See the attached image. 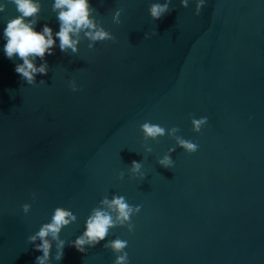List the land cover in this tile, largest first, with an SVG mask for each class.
<instances>
[{
  "label": "water",
  "instance_id": "95a60500",
  "mask_svg": "<svg viewBox=\"0 0 264 264\" xmlns=\"http://www.w3.org/2000/svg\"><path fill=\"white\" fill-rule=\"evenodd\" d=\"M90 2L117 43L89 49L81 34L72 54L57 40L35 85L3 51L16 7L0 13V264H36L42 252L28 237L58 206L77 221L61 231L62 259L53 242L48 264H114L103 244L116 238L128 241V264H264V0H205L199 15L195 0L187 8L171 0L156 21L148 9L157 0ZM40 3L36 30L48 24L55 35L54 0ZM117 9L120 24L111 19ZM73 79L79 91L68 86ZM190 114L208 118L201 132ZM146 120L179 127L198 150L187 153L167 135L145 142ZM169 148L174 166L164 168L158 160ZM133 160L143 179L131 176ZM113 194L140 206L134 232L115 227L78 252L70 243Z\"/></svg>",
  "mask_w": 264,
  "mask_h": 264
},
{
  "label": "clouds",
  "instance_id": "9594fccd",
  "mask_svg": "<svg viewBox=\"0 0 264 264\" xmlns=\"http://www.w3.org/2000/svg\"><path fill=\"white\" fill-rule=\"evenodd\" d=\"M8 3L15 5L18 15L7 20L6 27L3 29V40L6 41L3 45V51L9 60L18 59L22 61V63L15 64V72L29 85L37 83L38 75L48 74L49 65L46 56L54 54L57 40L61 52L66 53L70 49L72 54L79 52L81 34H83L84 39L89 41L87 45L89 49H93L97 42L117 43L115 36L110 34L93 15L96 9L90 0H54L52 11L57 13L56 18L59 22V31H56L55 35H53V29L48 24L43 26L42 31L36 30L42 8L40 0H5L4 3H0V13L5 12ZM170 3L171 0H164L163 3L157 0V2L151 3L148 11L152 20H159L165 14L170 13L173 10L170 9ZM189 3L190 0H180V4L184 8H187ZM204 5L205 0H195L196 15L200 14ZM122 11L123 9H117L113 13L111 19L114 24L121 23ZM156 34V32L145 33L144 38L148 39L150 35ZM37 59L42 63L37 65ZM44 83L46 82L41 79L40 84ZM68 86L73 92L80 90L75 79L69 81ZM189 118L192 130L196 133L201 132V129L208 122L206 116L197 119L190 114ZM140 131L143 133L145 142L148 140L155 141L167 135L174 139L176 145L187 153H194L199 148L197 143L178 135L180 128L177 126L166 129L159 124L146 120L140 125ZM174 151V148H169L168 154L158 160L159 165L164 168H172L174 161L171 153ZM145 152H152V148L146 143ZM141 168V162L133 160L129 169L131 176L133 178L139 176L143 179L144 173ZM124 175L125 173L121 171L118 179L122 180ZM36 195L35 192L32 193L33 200H35ZM22 208L23 212L27 214L31 209V204L25 203ZM139 212L140 206L129 204L122 195L113 194L111 199L105 196L91 210L85 221V230L70 243V246L78 252L85 253L87 248L95 247L101 241H105L110 230L115 227L126 226L127 231L133 233L135 226L131 222V218ZM76 221L77 216L69 208L58 206L54 209L50 221L43 223L38 231L28 237V242L34 245V250L42 252V255L36 257V264H48L53 258V242H55L56 249L54 259L56 261L62 259L65 241L61 239V231ZM127 246L128 241L120 238L103 244L104 248L111 249L115 254L114 264H128V253L125 251Z\"/></svg>",
  "mask_w": 264,
  "mask_h": 264
}]
</instances>
